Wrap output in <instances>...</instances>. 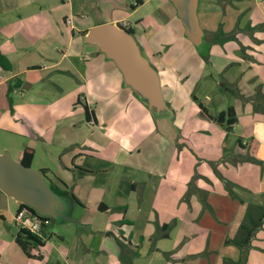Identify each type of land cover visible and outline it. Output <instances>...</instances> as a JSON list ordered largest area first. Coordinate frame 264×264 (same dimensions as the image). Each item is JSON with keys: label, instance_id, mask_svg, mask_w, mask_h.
Listing matches in <instances>:
<instances>
[{"label": "rangeland", "instance_id": "1", "mask_svg": "<svg viewBox=\"0 0 264 264\" xmlns=\"http://www.w3.org/2000/svg\"><path fill=\"white\" fill-rule=\"evenodd\" d=\"M164 1L170 8H175L171 0H154L128 20L133 25L138 24L137 27L135 26L134 37L136 40L139 35L137 29L142 27L138 21L147 13L153 11L155 14V20H152L154 31L156 29L160 31V28L166 25L165 30L158 32V37L153 40L155 44L164 48L162 57L158 54L153 57L152 54L140 47L152 66L154 68L159 66L160 71L156 68L159 76H161V72L163 77L174 78L175 72L180 81L186 82L188 87L196 91L204 105L213 113H217V110L221 109L226 110L228 105L236 103L242 96V89L245 91V95H248L246 89L252 83L248 84L247 81L253 79L252 77H246L238 83L242 89L228 83L240 78L237 77L235 64L225 62L231 53L230 46L227 48V53L216 49L208 57L202 55L184 35L181 19L177 15L171 18L167 6L161 5ZM215 7L216 5L214 9ZM62 9L64 10V7ZM262 15L264 16V13ZM4 17L5 15L0 14V27L3 22H6ZM240 18L246 21L249 17L242 15ZM8 19L11 20L13 17L10 16ZM11 27L8 28L10 30L8 32L16 33L15 36L18 38L23 35L22 30L13 26L15 29L12 31ZM2 31L0 30V34ZM184 42L190 43L191 50ZM94 47L100 49L97 43L94 44ZM167 47L169 50L165 51ZM230 49H233V46ZM0 50L11 64L9 70L0 65V80L4 74L15 73L27 67L28 69L32 68L33 64H43L41 54L59 55L58 52L48 48H31L27 53L25 47L16 49L12 45H7L3 40H0ZM156 58L158 59L156 60ZM3 70L6 72L3 73ZM28 71H22L18 76L12 78L14 89L10 87L11 79L6 84L0 81V154L10 152L13 159L20 161L19 151L25 146H30L36 152L31 167L39 170L50 168L58 175H66L59 173L62 163H60L57 154L71 151L75 147L70 143L71 140L95 139L104 146L103 150L96 151L100 154H106L110 150L116 149L117 154L115 155L119 156L121 160H125V164L119 161L116 163L114 161L107 163L109 160L98 161V169L101 172L95 179H85V182L77 181V186L74 189L77 194H83L81 204L86 207V210L78 208L75 216L87 215L93 226L95 224L99 227L108 226V230H111L110 226L113 224L115 227L121 228L128 238L133 233V240L139 245L133 249L135 257L131 264H164L163 259L173 260L171 256H174V260L188 261L187 264H196L197 261H200L201 255L207 249L211 233V229L208 228L210 225L205 223H211L213 218L203 220L200 211L192 212L191 207H186L187 204H190L185 202L188 194L189 199L192 200L193 197H199L201 191L195 192L196 190L191 185L193 179L190 181L197 167L195 155L189 150L190 148L182 145L190 146L192 144V147L195 145L193 148L202 149L204 144L202 138L198 140L194 138L197 123L194 118L189 117L191 108L186 106L185 120L180 114H175V118L169 114V111H156L151 109L148 98L143 95L142 91L127 84V87L131 89V100L135 103H127L124 109L130 108L129 111H132L140 105L138 115L141 117L142 123L139 121L138 128L140 129H137L133 134L124 131L130 124L125 122L118 124V127L121 125L124 127L118 131V137L113 132V138L117 144L112 147L113 144L103 135L107 129L110 130L109 133L113 131L108 128V125L101 127L104 129L103 131L91 129L87 125L84 108L81 107L82 104L78 105L77 103L76 93L80 92L81 85L75 78L57 71L51 74L42 69L29 73ZM41 76L43 77L40 79ZM52 77H54L53 82H50ZM17 79L21 81L20 87L15 86ZM175 79H177L176 76ZM31 82L34 83L32 88L23 90L26 83L31 84ZM21 87L23 89H20ZM205 91H210L211 98L204 96ZM208 100L211 102L209 103ZM122 102L117 100L116 103H112L111 107L122 106ZM28 109H37L38 112L29 113ZM43 111L45 112L41 116L39 113ZM187 117L189 118L187 119ZM215 126L217 130L211 131V135L216 137L219 133H225L228 135V140H226L228 145L236 144L239 138L238 133L241 131H227L217 123ZM185 127L188 128L184 129ZM179 128L183 129L181 130L183 135H179ZM114 130L116 131V129ZM23 132L26 136L22 135ZM31 134L33 136H29ZM181 138L183 141L179 143L178 140ZM110 147L112 148L110 149ZM111 157L114 155L112 154ZM250 163L252 162H247L248 165ZM250 170L251 167L241 168L237 175L240 179L252 178L253 173ZM49 171L47 179L51 183L52 178L57 180L58 177ZM229 173L231 174V171ZM65 177L70 180L68 176ZM132 180L138 181L135 192H131ZM89 181H94V188L88 186ZM83 183L85 184L83 185ZM254 184L259 185L258 180ZM237 190L240 196L248 201L263 202V196L257 192L239 187ZM101 201L111 206L108 212H99L98 204ZM121 202H127L128 208H114ZM199 202L202 205L200 199ZM17 205L15 198L0 190V264H65L63 254L67 253L73 255L75 264H92V262L96 264L99 262V255L91 252V255L82 259L84 263H78L80 255L84 254L80 237L82 236L92 247L99 248L101 247L99 242L101 243L103 237L101 233L93 232L88 226H80L76 229L78 226L74 221L67 223L50 221L47 230L52 238L46 243L44 249L40 247L41 250L43 249L46 260L40 262L27 257L19 244L15 242V236L20 231L14 220ZM202 206L201 210L204 211ZM214 214H212L213 217ZM124 216L129 218L132 223L122 222L121 224L120 221ZM110 220L119 222L111 223ZM163 222L171 225L168 230L170 235L168 238L159 236L162 231L158 229L157 225ZM107 233L105 232L106 235ZM144 234L146 235L145 239L140 241ZM60 236H63L64 239H60ZM106 241L110 245V241ZM104 246L106 247L105 242ZM40 249L36 248L37 251ZM193 254L195 255L192 257Z\"/></svg>", "mask_w": 264, "mask_h": 264}, {"label": "crops", "instance_id": "2", "mask_svg": "<svg viewBox=\"0 0 264 264\" xmlns=\"http://www.w3.org/2000/svg\"><path fill=\"white\" fill-rule=\"evenodd\" d=\"M153 1L154 0H0V14L5 15L4 19L6 20L0 27V30H3L0 34V40H3L7 45H12L16 49L25 47L27 53L31 48H48L49 50L51 49L59 53V55H50V53L41 54L44 61L43 64H33L32 68L28 69L27 67L15 73L10 71L11 73L8 75L4 74L0 81L6 84L10 79L12 80V78L18 76L20 72H25L30 69L28 73L42 69L49 74L57 71L63 73V75L68 74L69 77L75 78L78 84L81 85L80 92L77 91L76 93L77 103L78 105L82 104L81 107L83 108L84 104H87L90 108L91 120H86L85 118L87 125H89L91 129H101V131L104 130L102 129L104 125H108V128H111L113 131L111 130L112 133H109L110 130L106 128L107 131L103 133V135L109 139L113 144L112 147H114V144L117 143L113 138V132L116 134L115 136L118 137V131L121 130V127H124L123 125L118 127V124L121 122L130 124L128 128L124 129L125 133L128 134H133L137 129H140L138 128L139 121L141 122V117L138 115L140 105L132 111H129L130 108L124 109L127 103L134 104L135 102L131 100V89L127 87L128 85L124 80L123 73L112 59L108 58L98 47H94L95 43H86L85 37L87 36L88 30L93 26L106 22L117 23L118 25L128 22L135 31V26L137 27L138 24L136 23V25H133L128 21L129 18L134 15L136 16L143 7ZM161 5L164 7L167 6L168 14L171 18L177 15L175 8H170L166 4V1L162 2ZM215 5L216 7L214 9ZM62 7H64V10ZM263 8L264 0H200L198 5L200 24L205 31L206 44L212 51L209 50L210 53H213L216 49L227 53V48L233 46V49L229 48L231 53L225 62L235 64L237 77L240 78H237V80L234 79L228 83H230V85L234 84L237 88H241L238 84L241 80L243 81L246 77L253 78L247 81L248 84L252 83V85L246 89L248 95H245V91L241 88L242 96L239 97L236 103L231 105L235 108L237 113V122L233 126V130L241 131L238 133L239 138L235 145H228L226 142V140H228V135L225 133H219L216 137L210 134L211 131L217 130L215 126L216 123L202 114L200 103L205 107L206 114L210 116L217 115L221 111H226L227 109L217 110V113H213L204 105L196 91L188 87L186 82L180 81L179 76H177L175 72L174 75L177 79H175V76L174 78L170 76L163 77L160 72L161 76L159 77L164 91L163 95L172 111L169 112V114L175 118V114H180L184 119L186 106H189L191 108L189 117L194 118L197 123L194 138L195 140L202 138V143H204L202 149L193 148L195 146L194 144L193 147L192 144H190V146L182 145L186 148H190L189 150L195 155V163L197 162L195 174H197L198 177L194 182L196 188L195 192L199 193L200 190L206 192L208 205L210 206V208H205L202 206L203 202L201 205L199 199L202 201V197L199 193L200 196L193 197L192 200H190L189 197L185 198L187 200H185V202L190 203L187 204L186 207H191L192 212L200 211L203 220L205 218H213L211 223H205L210 225L208 228L209 230L211 229V233L209 234L207 249L201 255L200 261H197L196 264H222L224 259L239 260L241 258V251L238 246L234 244H225L229 233L232 232V230L236 232L239 227L237 216L239 217L238 211L241 203L239 199L228 194L224 188V181L221 180L215 172L216 167L225 178L237 183L246 190L261 194L264 198V101L259 99L260 96L264 94ZM154 15L152 11L142 18L139 17L141 19L138 22L142 27L137 29L139 33L137 40L142 50L152 54L153 57H155L156 54L162 57V50L164 48L155 44L153 40L158 37V32H163L165 30L166 25L160 28V31H158V29L154 31L152 28V20H155ZM242 15H246L249 18L244 21L243 18H240ZM10 16L13 17V19L9 20L8 17ZM92 16L94 17L91 18ZM69 20L70 22H68ZM10 26H12V31L15 29L13 26L22 30L23 35L18 38L15 36L16 33L13 34L12 32H8L10 31L8 29ZM187 39L189 41V38ZM184 43L188 45L189 50H191L189 45L191 42L189 44L187 42ZM168 50V47L165 48V51ZM157 59L158 58H156V60ZM155 63L157 62L155 61ZM158 67L156 68L160 71ZM4 72H6V70H3V73ZM42 77L43 76L39 78L41 79ZM53 79L54 77L50 79V82H53ZM28 80L30 79L28 78ZM33 84V82H31V84L26 83L24 86L25 88L23 89L21 87L20 89H30ZM204 96H206V98H211L210 91H205ZM117 100L123 101L121 103L122 106H116L115 108L113 106L111 107L112 103H116ZM211 101L208 100L209 103ZM227 107H230V105ZM27 111L33 114L38 112L37 109H28ZM44 112L45 111L40 112L39 114L42 116ZM189 117H187V119ZM187 128L188 127H185L184 129ZM114 129H116V131ZM181 130L183 129L179 128V135H183ZM33 134L29 136H33ZM22 135L26 136L24 132ZM182 141L183 138L178 140L179 143ZM70 143L72 146L75 145L71 151L69 150L65 154H57L60 163H62L60 164L59 173H64L66 175H58L57 172L50 168L43 169L50 170L51 174H55L58 177V181L52 178L54 183L60 188L73 192L80 202H82L83 194H77L74 189V187L77 186V181L83 180V182H85V179H95L101 172L100 169H98V161L109 160L107 163L110 161H114L115 163L119 161L125 164V160H121L119 156L115 155L117 154L116 149H112L106 154L96 152L97 150H103L104 146L95 141V139L88 141L71 140ZM112 147H110V149ZM31 148L34 150L35 159V149L33 147ZM23 154L24 149H21L18 156L20 161L23 158ZM112 154L115 158L111 157ZM248 155L256 158V161H251L252 163L249 165L247 164L249 160L246 159ZM245 167H251L250 172L253 173L252 178L240 179V177H238V170ZM229 171H231V174ZM195 174L192 175V178ZM65 176H68L70 180L65 179ZM256 180H258L259 185L254 184ZM84 184L85 183H83V185ZM137 184L138 181L132 180L131 192L136 191ZM88 186L94 188V181H89ZM129 195L131 196L132 193ZM73 201V216L76 220L72 219L56 222L67 223L69 221H74L77 224L76 226H78L76 229L80 226H88L93 232L101 233L103 237L101 238V243L99 242V246H101L99 248L89 245L80 235V244L84 254L80 255V261H78V263H81L82 259L91 255L92 252L99 255V262L96 264H131L135 257L133 249L139 245L133 240V233L131 237L128 238V236L122 232L121 228L115 227L113 224L110 226L111 230H108V226L99 227L96 224L93 226L88 220L89 218L87 215L83 214L84 216L82 217L75 216V212L78 208L85 211L86 207L82 204H77L75 200ZM17 203L18 209L19 202L17 201ZM261 204H264V199ZM100 205H102V207H99ZM201 206L203 210L205 209L204 211L201 210ZM114 208L127 209L128 203L121 202ZM110 209L111 206L104 201L99 202V212H108ZM213 213H215L214 217L212 216ZM116 222L119 221L117 220ZM116 222L111 221V223ZM120 222L121 224L122 222L132 223V221L125 216ZM163 224L169 223H159L160 226ZM119 227L121 226L119 225ZM105 232H108L107 235ZM162 233L168 234V237L170 236L168 230H164ZM145 237V234L142 235L140 241L145 239ZM51 238L52 235L47 230L46 236L43 238L45 241V245L42 247L43 249ZM59 238L62 240L64 239L63 236ZM106 240L110 241V245ZM104 242L106 243V247L104 246ZM251 244L252 247L249 249L246 264H264V224L258 230ZM36 248L37 247H35V250L33 248L32 252L40 255L42 258H29L37 259L40 262L45 261L46 258L43 254V249L37 248L40 249L37 251ZM156 248L159 250L161 249L160 247ZM194 255L195 254H193L192 257ZM63 257L65 259V264H75L73 255L67 253L63 254ZM171 258L173 260L163 259L164 264L188 263V261L174 260V256H171ZM163 261L160 260V262ZM92 264H94V262H92Z\"/></svg>", "mask_w": 264, "mask_h": 264}, {"label": "water", "instance_id": "3", "mask_svg": "<svg viewBox=\"0 0 264 264\" xmlns=\"http://www.w3.org/2000/svg\"><path fill=\"white\" fill-rule=\"evenodd\" d=\"M171 1L189 41L196 47L206 43L198 13L200 0ZM85 40L98 44L121 70L125 82L148 98L151 109L172 112L164 98L159 73L142 53L133 33L117 23L108 22L89 29ZM48 181L41 170L13 159L10 152L0 154L2 192L33 209L40 217L50 216L56 221L76 220L73 216L75 198L70 194L59 195Z\"/></svg>", "mask_w": 264, "mask_h": 264}, {"label": "trees", "instance_id": "4", "mask_svg": "<svg viewBox=\"0 0 264 264\" xmlns=\"http://www.w3.org/2000/svg\"><path fill=\"white\" fill-rule=\"evenodd\" d=\"M120 26L128 30L129 32L135 34L134 29L131 26H129V24L125 27L122 26V24ZM197 48L202 55L207 56V57L210 55V51H209L210 48L206 43L202 44L200 47H197ZM0 65L6 70H9L11 68V64L8 58L1 50H0ZM10 84H11L10 85L11 89H14L15 87H13L14 85L12 83V80L10 81ZM15 86L16 87L21 86L20 79H17V84ZM259 99L264 101V94L261 95ZM200 107H201V112L203 115H205L206 117H209L211 120L221 125L225 130L227 131L233 130V126L237 122V116H236L237 113L233 106L228 107L226 111H221L220 113L214 116L207 115L205 107L201 103H200ZM84 109H85L84 113H85L86 120H91V112L87 104H84ZM33 159H34V150L31 147H25L21 163H23L26 166H31V163H33ZM246 159L249 161H256V158L250 155L246 156ZM41 171L47 177L48 170L42 169ZM215 172L221 178V180L224 181L225 183L224 188L226 189L228 194L236 199H239L241 203L239 211H238L239 217L237 216V222L239 224V227L236 232H233L232 230V232L229 233V236L225 241V244H234L238 246V248L241 251V258L239 260L224 259L222 264H246L249 249L252 247L251 242H253V239L256 236L258 230L264 224V204L257 203L254 201H248L242 198L236 188L238 187L241 189H245V188L239 186L237 183L222 176L221 172L217 170V167L215 168ZM197 177L198 175L195 174V176H193L192 178L193 180L191 181V185H193L194 190H196L194 181ZM50 185L59 195L64 196V195L70 194L71 196L75 198V202L77 204H81L80 200L75 196L73 192L67 189L60 188L59 186H57V184L52 183V182L50 183ZM201 193L202 194L200 195L202 197V202L204 203L203 206L205 208H210V206L208 205L209 203L207 201L206 192L201 191ZM187 197H189V194ZM99 207H102V205H100ZM19 209L20 210L27 209L28 211L32 213L34 211L33 209L28 208L25 204L20 203V202H19V207L17 210ZM45 219H48L50 221L55 220L53 219V217H50V216L43 218V220ZM157 226H158V229L161 231H164V230L166 231L170 229V224H163L161 226L158 224ZM44 236H46V233ZM44 236H39L30 231H27L26 229L21 228L20 231L15 236V241L22 248L26 256L37 257L41 259L42 257L40 255L34 254L32 252V249L35 247L40 248L45 245V241L43 239ZM159 236L168 237V234L161 233Z\"/></svg>", "mask_w": 264, "mask_h": 264}, {"label": "built area", "instance_id": "5", "mask_svg": "<svg viewBox=\"0 0 264 264\" xmlns=\"http://www.w3.org/2000/svg\"><path fill=\"white\" fill-rule=\"evenodd\" d=\"M68 22H70V20ZM127 25L128 23L126 22L122 23L124 27ZM43 218L44 217H40L27 209H19L16 211L14 220L19 229H26L39 236H44L49 227L50 220H43Z\"/></svg>", "mask_w": 264, "mask_h": 264}, {"label": "flooded vegetation", "instance_id": "6", "mask_svg": "<svg viewBox=\"0 0 264 264\" xmlns=\"http://www.w3.org/2000/svg\"><path fill=\"white\" fill-rule=\"evenodd\" d=\"M52 183H54V181H52Z\"/></svg>", "mask_w": 264, "mask_h": 264}]
</instances>
